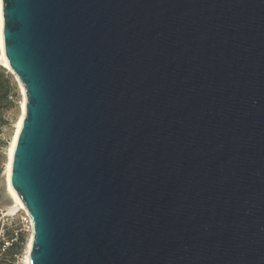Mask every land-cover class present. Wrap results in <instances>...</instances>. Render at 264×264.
Instances as JSON below:
<instances>
[{
  "label": "water",
  "instance_id": "obj_1",
  "mask_svg": "<svg viewBox=\"0 0 264 264\" xmlns=\"http://www.w3.org/2000/svg\"><path fill=\"white\" fill-rule=\"evenodd\" d=\"M1 2L30 264H264V0Z\"/></svg>",
  "mask_w": 264,
  "mask_h": 264
},
{
  "label": "rangeland",
  "instance_id": "obj_2",
  "mask_svg": "<svg viewBox=\"0 0 264 264\" xmlns=\"http://www.w3.org/2000/svg\"><path fill=\"white\" fill-rule=\"evenodd\" d=\"M22 98L17 77L0 63V240H9L8 248L0 253V264H22L29 236L23 226V209L11 210L14 201L8 189L7 175L9 151L21 114Z\"/></svg>",
  "mask_w": 264,
  "mask_h": 264
},
{
  "label": "bare ground",
  "instance_id": "obj_3",
  "mask_svg": "<svg viewBox=\"0 0 264 264\" xmlns=\"http://www.w3.org/2000/svg\"><path fill=\"white\" fill-rule=\"evenodd\" d=\"M0 48H1L0 63L4 67L9 69L12 73L15 74V76L17 77V79L20 83V87H21L22 93H23V98H22V102H21V114H20L19 120L17 122L16 132L14 133L15 135H14V138L12 140L10 151H9L7 175H8V189H9V192L12 196L13 201H14V205H13L11 210L16 211L17 209H23V211H24L23 213L27 214V212H28L27 206L24 202L22 195L20 194V192L17 188L15 177H14V153H15L16 144H17L19 134H20L22 120L24 118L25 105H26L27 98H26V94L24 92V85L20 82L18 75H16V72L9 66L7 53H6L5 46H4L3 14H2V2H1V0H0ZM32 241H33V233L29 235L22 264H30V253H31V248H32Z\"/></svg>",
  "mask_w": 264,
  "mask_h": 264
},
{
  "label": "built area",
  "instance_id": "obj_4",
  "mask_svg": "<svg viewBox=\"0 0 264 264\" xmlns=\"http://www.w3.org/2000/svg\"><path fill=\"white\" fill-rule=\"evenodd\" d=\"M23 226H24V229L28 232V235L33 233V219L28 212L27 214H24L23 216ZM8 243H9V240L7 239L6 240L3 239L2 241L0 240V253H3L8 248L7 246ZM2 264H10V262H4Z\"/></svg>",
  "mask_w": 264,
  "mask_h": 264
}]
</instances>
